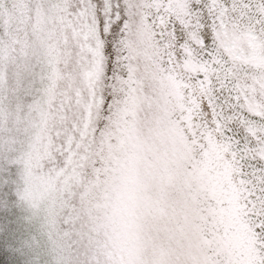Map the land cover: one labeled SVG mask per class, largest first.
<instances>
[{"label":"snow or ice","instance_id":"1","mask_svg":"<svg viewBox=\"0 0 264 264\" xmlns=\"http://www.w3.org/2000/svg\"><path fill=\"white\" fill-rule=\"evenodd\" d=\"M0 264H264V0H0Z\"/></svg>","mask_w":264,"mask_h":264}]
</instances>
